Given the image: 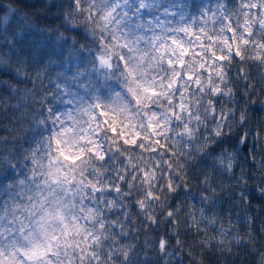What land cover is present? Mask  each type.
<instances>
[{
  "label": "clouds",
  "instance_id": "9594fccd",
  "mask_svg": "<svg viewBox=\"0 0 264 264\" xmlns=\"http://www.w3.org/2000/svg\"><path fill=\"white\" fill-rule=\"evenodd\" d=\"M0 118V264H264V0H0Z\"/></svg>",
  "mask_w": 264,
  "mask_h": 264
},
{
  "label": "trees",
  "instance_id": "16d2710c",
  "mask_svg": "<svg viewBox=\"0 0 264 264\" xmlns=\"http://www.w3.org/2000/svg\"><path fill=\"white\" fill-rule=\"evenodd\" d=\"M252 99H253V101H254V100H255V97H252ZM0 122H2V118H0ZM7 131H8V130L0 129V135H4V134H6ZM255 211L257 212V214L260 213V209H259L258 207L255 209ZM150 227H152V225H151L150 223L147 224V226H146V228H145V231L147 230V228H150ZM182 254L185 256L186 261H190V260H192V257L188 255V251H187L186 249L183 250V253H182ZM199 255L202 257V256L204 255L203 251H201V252L199 253Z\"/></svg>",
  "mask_w": 264,
  "mask_h": 264
},
{
  "label": "snow or ice",
  "instance_id": "6c2138e0",
  "mask_svg": "<svg viewBox=\"0 0 264 264\" xmlns=\"http://www.w3.org/2000/svg\"><path fill=\"white\" fill-rule=\"evenodd\" d=\"M240 53H239V49H237V55H239ZM219 59H223V57H220ZM101 115H103V113H101ZM135 141H132V143H134ZM57 143H59V142H57ZM126 143H127V141H126ZM60 155L61 156H63V158L65 159V160H70L72 163H75V161L77 160V159H79V157H70V156H68V155H66L63 151H61L60 152ZM102 158V157H101Z\"/></svg>",
  "mask_w": 264,
  "mask_h": 264
}]
</instances>
